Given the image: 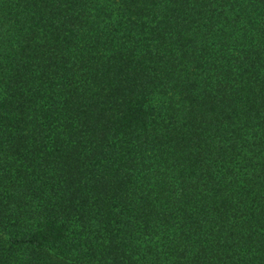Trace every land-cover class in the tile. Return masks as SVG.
Segmentation results:
<instances>
[{
    "label": "trees",
    "instance_id": "1",
    "mask_svg": "<svg viewBox=\"0 0 264 264\" xmlns=\"http://www.w3.org/2000/svg\"><path fill=\"white\" fill-rule=\"evenodd\" d=\"M0 264H264V0H0Z\"/></svg>",
    "mask_w": 264,
    "mask_h": 264
}]
</instances>
